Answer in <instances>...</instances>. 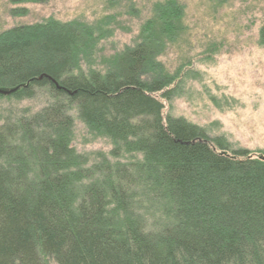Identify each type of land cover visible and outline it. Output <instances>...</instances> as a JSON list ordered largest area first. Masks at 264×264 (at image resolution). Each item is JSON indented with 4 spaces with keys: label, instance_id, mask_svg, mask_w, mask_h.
Listing matches in <instances>:
<instances>
[{
    "label": "trees",
    "instance_id": "obj_1",
    "mask_svg": "<svg viewBox=\"0 0 264 264\" xmlns=\"http://www.w3.org/2000/svg\"><path fill=\"white\" fill-rule=\"evenodd\" d=\"M185 11L156 0L105 70L80 69L96 41L89 27L0 34V89L12 90L0 97L51 96L36 113L0 115V264H264V157L165 119L155 97L173 96L158 58L187 36ZM72 109L116 162L90 163L71 145Z\"/></svg>",
    "mask_w": 264,
    "mask_h": 264
},
{
    "label": "rangeland",
    "instance_id": "obj_2",
    "mask_svg": "<svg viewBox=\"0 0 264 264\" xmlns=\"http://www.w3.org/2000/svg\"><path fill=\"white\" fill-rule=\"evenodd\" d=\"M156 0H47L11 3L0 0V34L17 26L56 21L89 27L93 49L80 53V69L105 70L121 51L137 42ZM188 34L167 49L158 61L173 77L172 98L155 94L163 116L184 118L213 138H224L229 151L246 149L264 157V0H182ZM51 101L47 90L36 97H0V115L33 114ZM74 127L71 145L89 158L99 154L116 162L112 142L93 134L70 112ZM126 159L121 158V162ZM48 264H56L48 260Z\"/></svg>",
    "mask_w": 264,
    "mask_h": 264
},
{
    "label": "water",
    "instance_id": "obj_3",
    "mask_svg": "<svg viewBox=\"0 0 264 264\" xmlns=\"http://www.w3.org/2000/svg\"><path fill=\"white\" fill-rule=\"evenodd\" d=\"M50 79L52 80V82H54L58 86V83L54 79H52V78H50ZM11 92H12V90H3V89H0V94L8 95Z\"/></svg>",
    "mask_w": 264,
    "mask_h": 264
}]
</instances>
